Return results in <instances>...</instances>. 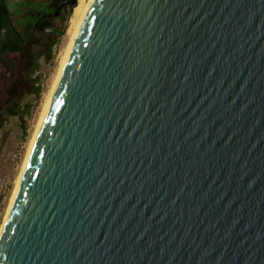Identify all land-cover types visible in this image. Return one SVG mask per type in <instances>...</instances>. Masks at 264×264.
<instances>
[{
	"label": "water",
	"instance_id": "obj_1",
	"mask_svg": "<svg viewBox=\"0 0 264 264\" xmlns=\"http://www.w3.org/2000/svg\"><path fill=\"white\" fill-rule=\"evenodd\" d=\"M0 264H264V0H92Z\"/></svg>",
	"mask_w": 264,
	"mask_h": 264
},
{
	"label": "rangeland",
	"instance_id": "obj_2",
	"mask_svg": "<svg viewBox=\"0 0 264 264\" xmlns=\"http://www.w3.org/2000/svg\"><path fill=\"white\" fill-rule=\"evenodd\" d=\"M51 1L8 0L7 6L15 26L21 29L29 9L40 7ZM59 13L52 22L56 27L64 29L62 36L54 39L50 31L46 30L42 34L41 43L35 48L34 57H30V60L33 59L36 64L29 79L36 78L34 85L39 87V94L30 93V85L26 84L23 103H28V106L24 107L23 113L6 117L0 126V225L40 116L44 97L50 88L61 54L68 42L67 32L72 10L66 7ZM52 41L54 44L51 46ZM2 70L3 65L0 64V72Z\"/></svg>",
	"mask_w": 264,
	"mask_h": 264
},
{
	"label": "trees",
	"instance_id": "obj_3",
	"mask_svg": "<svg viewBox=\"0 0 264 264\" xmlns=\"http://www.w3.org/2000/svg\"><path fill=\"white\" fill-rule=\"evenodd\" d=\"M7 1L0 0V64L3 65L0 72V126L6 117L23 113L24 107L28 106L23 103L26 84L30 85V93L39 94V87L34 85L36 78L32 80L29 76L36 64L30 57H34L42 34L48 30L57 39L64 32L52 22L60 14L59 0L53 1V9L49 4L29 9L21 29L15 26Z\"/></svg>",
	"mask_w": 264,
	"mask_h": 264
},
{
	"label": "bare ground",
	"instance_id": "obj_4",
	"mask_svg": "<svg viewBox=\"0 0 264 264\" xmlns=\"http://www.w3.org/2000/svg\"><path fill=\"white\" fill-rule=\"evenodd\" d=\"M91 1L92 0H77V4L73 7L72 9V14H71V17L69 19V27H68V34H69V38H68V42L65 46V49L63 51V53L61 54V57H60V61H59V64H58V68L56 70V73L52 79V82H51V85H50V88L47 92V94L45 95L44 97V101H43V105H42V110H41V113H40V116L38 118V121H37V124H36V127H35V130L33 132V135L30 139V142L28 144V149L26 151V154H25V157H24V161L22 163V166H21V169H20V172L15 180V186L13 188V191H12V194H11V197H10V200H9V203H8V206H7V209H6V212L4 214V217H3V221L0 225V232H1V229H2V226L4 224V221L7 217V214L11 208V205H12V202L14 200V196H15V193H16V189H17V185H18V182L20 180V174H21V171L23 170L27 160H28V157H29V153H30V150H31V147H32V144H33V141H34V138H35V135H36V132H37V129L39 127V124L43 118V115L46 111V108L49 104V101L51 99V96L58 84V81H59V78L61 76V73L63 72V69L65 67V64H66V61H67V57L69 55V52H70V49L72 47V44L74 42V39L77 35V32L83 22V19L85 17V14L91 4Z\"/></svg>",
	"mask_w": 264,
	"mask_h": 264
},
{
	"label": "flooded vegetation",
	"instance_id": "obj_5",
	"mask_svg": "<svg viewBox=\"0 0 264 264\" xmlns=\"http://www.w3.org/2000/svg\"><path fill=\"white\" fill-rule=\"evenodd\" d=\"M53 1H54V0H52L51 3H48V4L51 6L52 9H53V5H54V4H53ZM61 1H63V0H59V3H60ZM59 3H58V7H59ZM66 7H68V4H63V5H61V7H59L58 9H59V10H63V9H66Z\"/></svg>",
	"mask_w": 264,
	"mask_h": 264
}]
</instances>
